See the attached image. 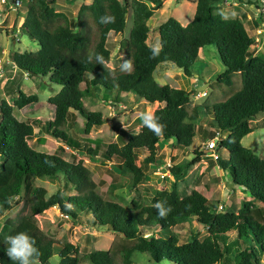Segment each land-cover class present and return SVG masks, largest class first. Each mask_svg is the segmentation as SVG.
<instances>
[{
  "label": "trees",
  "instance_id": "obj_1",
  "mask_svg": "<svg viewBox=\"0 0 264 264\" xmlns=\"http://www.w3.org/2000/svg\"><path fill=\"white\" fill-rule=\"evenodd\" d=\"M146 2H150L152 7ZM258 6L257 0H238ZM55 0H25V12L20 29L38 48L34 51H10L11 64L29 75L47 76L50 83L59 86L56 93L46 100L51 108V119L18 120L12 108L33 106L35 94H26L15 87L6 90L16 92L9 104L0 98V215L8 210L16 198L17 209L0 224V264H18L6 254V237L24 232L36 241L41 252L40 264H47L56 255V264H79L82 259L91 264H132L133 252L141 253L145 260L158 264L163 259L172 264H262L264 253V151L257 156L253 150L243 147L240 139L251 132L249 119L264 112V54L250 48L253 40L247 33L257 24L255 17L226 18L217 12L221 0H194L191 19L184 25L167 17L157 25L161 50L153 55V47L146 42L149 27L147 20L153 9L160 7V0H91L81 4L76 13L77 30L64 12L55 10ZM128 6L131 10V26L123 46V63L120 67L108 66L110 51L106 48L108 33L122 34ZM114 17V22L103 16ZM213 45L222 71L214 76L218 84L230 85L233 74H238L240 87L224 100L203 104L211 117L214 130L223 138L216 150L223 148L226 158L218 154L217 164L228 179L242 187L249 199L240 200L235 211L218 210L203 194L196 190L180 193L175 184L170 190L155 188L147 203L131 198L127 206L105 199L96 190L91 171L80 160H66L60 154L37 151L27 140L33 138L34 127L61 146L88 156L99 157V163L109 162L120 173H128V187L145 180L147 167L160 159L157 143L172 140L176 146L188 147L195 134L194 121L198 118L199 105L188 109L192 90L159 84L152 76L155 67L169 62L183 75H191V65L198 49ZM97 56L103 58L99 62ZM126 60L132 63L131 71L123 70ZM87 73L85 88L79 84ZM102 89L112 104L121 99L118 91H127L149 104L156 103L152 115L163 124L162 135H156L143 124L142 116L135 118L137 130L127 133L118 124L112 126L114 140L103 146L96 140H77L67 132L75 122V113L83 118L81 132L88 134L94 126L103 123L101 114L87 110L83 103L85 89ZM115 95H110L111 92ZM264 125V118L260 120ZM213 130L206 133L208 139ZM37 143L44 142L38 137ZM191 158L183 166L171 165L169 171L177 177L182 168L198 162L202 152L193 149ZM145 153V154H144ZM144 156L135 162L136 158ZM61 180L62 189L47 194L45 188L34 184L37 178ZM71 192H64L65 190ZM158 201H166L172 211L161 217L153 207ZM56 206L61 214L84 219L97 229H105L121 237L124 242L117 249L83 251L66 240H53L42 232L35 215ZM193 220L205 230L199 237L192 231L186 241H180L172 231L177 221ZM235 232L234 251L225 253L224 235Z\"/></svg>",
  "mask_w": 264,
  "mask_h": 264
},
{
  "label": "rangeland",
  "instance_id": "obj_2",
  "mask_svg": "<svg viewBox=\"0 0 264 264\" xmlns=\"http://www.w3.org/2000/svg\"><path fill=\"white\" fill-rule=\"evenodd\" d=\"M25 0H0V98L7 103H11L16 96V92L8 94L6 92L10 87L21 90L26 94H35L37 102L33 106L22 107L20 109L12 108V113L18 120H28L39 118L41 121L51 119V108L46 100L59 89V86L50 83L47 76L29 75L24 71L17 69L15 64H11L8 58L10 51H34L38 48L37 43L30 39L19 27L22 22L25 7ZM91 0H55L53 4L55 10L64 12L74 30L78 29L76 23V13L81 4H87ZM160 7L153 9L152 15L147 20L149 31L146 42L154 47L158 43L157 25L167 17L175 18L180 24L187 23L194 11V0H160ZM130 0H126L129 4ZM146 4L152 7L150 2ZM217 12L223 17H238L239 12H244L246 18L256 14L253 5L246 4L242 7L220 6ZM257 15V14H256ZM250 16V17H249ZM256 26L252 29L245 23L248 35L253 40V44H257L256 50L264 54V15L255 17ZM131 26V10L128 6L125 15V24L122 34L108 33L106 38V48L110 51V60L108 66L120 67L123 63V46L125 38ZM258 30V31H257ZM256 52V51H255ZM222 71V65L219 61L216 49L213 45H206L198 49L197 57L191 65V75L185 76L173 64L163 62L158 64L152 72V76L159 84H166L170 87L182 88L184 90H192L189 96L190 103L188 109L193 105H199L198 118L194 121L195 134L191 144L184 148L176 146L172 140H161L157 143V154L160 159L147 167V176L145 180L137 184L135 189L129 188L130 175L128 173H120L115 169L112 163L101 162L99 157L88 156L82 152L71 151L65 146L53 140L50 136L42 131H37L34 127L33 138L27 140V143L33 149L46 153L56 152L66 160H80L82 164L91 171V179L96 184V190L105 199L117 201L127 206L131 198H138L143 203H147L155 188L170 190L174 183L180 193H188L196 190L203 194L218 210L229 209L235 211L240 200L250 198L248 193L241 187L231 186L228 183L227 175L219 169V167H210L208 165L209 153L204 150V143L208 140L207 132L214 130L211 123V117L203 104H211L213 102L224 100L240 87V78L238 74H233L230 85L218 84L214 80V76ZM89 75L84 73L83 81L79 84L81 89L85 88L84 81ZM195 78V82L192 79ZM207 86L197 91V87L203 83ZM204 91V94L202 92ZM111 92L110 95H115ZM120 97L118 103L112 104L109 96L102 89L89 87L85 89L82 103L87 110L97 111L103 118V123L94 126L88 134H83L81 128L83 126V118L75 113V122L67 129V132L79 141L86 138L96 140L104 147L106 143L114 140V130L112 126L118 124L127 133H133L137 130L135 118L145 113H152L155 103L137 99L133 93L127 91H118ZM264 115L262 112L254 115V118ZM252 130L240 139L243 147L254 151L257 156H262L264 151V125L260 122L255 124L250 122ZM43 137L42 144L37 143V138ZM197 149L202 152L198 162L193 165L182 168L178 172L177 177H173L169 171L171 165L183 166L191 158V150ZM219 151V150H218ZM223 154L226 151L222 149ZM145 154V153H144ZM139 155L135 162L144 156ZM219 154V153H218ZM218 166V164H217ZM211 168V169H210ZM159 171L153 174V171ZM61 180L59 178H37L34 184L46 189L47 194L54 193L58 189H62ZM65 190V189H64ZM232 191H234L232 193ZM65 193L71 192L65 190ZM17 199L13 200L11 207L0 215L1 222L12 215L17 209ZM256 206H264L256 201ZM38 228L50 236L53 240H66L76 245L83 251L94 249H117L124 244L121 237L105 229H97L87 225L82 217L70 218L61 214L56 206H51L41 213L35 215ZM172 231L178 236L180 241H186L192 231H198L199 237L205 235L204 228L196 224L193 220L177 221ZM235 232L229 231L224 235L225 253L230 256L234 251ZM261 263L264 264V253L261 256ZM132 264H153L145 260V256L141 253L133 252ZM166 261V260H162ZM160 261L158 264H161ZM168 262V261H167ZM57 257L52 255L47 264H56ZM79 264H91L89 261L82 259ZM168 264H172L168 262ZM217 264H226L219 262Z\"/></svg>",
  "mask_w": 264,
  "mask_h": 264
},
{
  "label": "clouds",
  "instance_id": "obj_3",
  "mask_svg": "<svg viewBox=\"0 0 264 264\" xmlns=\"http://www.w3.org/2000/svg\"><path fill=\"white\" fill-rule=\"evenodd\" d=\"M114 17L111 16H103L101 17V23H104L105 20L108 22H114ZM161 50L160 43L154 45L152 51L153 55H158ZM99 62L103 63V58L97 56ZM132 63L130 60H126L123 65V70L131 71ZM143 124L148 127V129L154 132L156 135H162L163 128L165 127L163 124L159 123L157 118H155L150 113L142 114ZM166 201H158L153 207L157 210L158 214L163 218L169 212L172 211L171 207H165ZM6 243L8 245L6 249L7 256L12 261H17L18 264H40V256L41 252L39 248H37L36 241L27 235L24 232H20L14 236L6 237ZM161 264H168L167 261H162Z\"/></svg>",
  "mask_w": 264,
  "mask_h": 264
},
{
  "label": "built area",
  "instance_id": "obj_4",
  "mask_svg": "<svg viewBox=\"0 0 264 264\" xmlns=\"http://www.w3.org/2000/svg\"><path fill=\"white\" fill-rule=\"evenodd\" d=\"M258 6L254 7L256 10V14L260 15L261 18L264 15V0H257ZM221 4L225 6H231V7H242L246 6L245 3H239L238 0H221ZM254 14V17L257 15ZM258 31V30H257ZM264 32V30L262 31ZM257 44H251L250 48L256 47ZM254 51H257L256 48H254ZM0 74H1V69H0ZM193 82H195V78L192 79ZM204 94V91L202 92ZM223 138V135L218 132V130H213V135L204 143L203 147L204 150L209 153V157L212 160H217L218 158V153L216 150V145L217 143ZM153 171V174L159 173V171Z\"/></svg>",
  "mask_w": 264,
  "mask_h": 264
},
{
  "label": "crops",
  "instance_id": "obj_5",
  "mask_svg": "<svg viewBox=\"0 0 264 264\" xmlns=\"http://www.w3.org/2000/svg\"><path fill=\"white\" fill-rule=\"evenodd\" d=\"M253 17H254V15H253ZM23 71V70H22ZM203 86H207V83H203L202 84ZM149 104V103H148ZM155 105H156V103H155ZM263 114H264V112H262ZM262 118H264V115H262L261 117H257L256 119L254 118V116L253 117H251L250 119H249V122H251V120L255 123V124H257V123H259L260 122V120L262 119ZM245 136V135H244ZM222 149L223 148H221V149H219V151H218V153H219V155H220V157L221 158H226V156H227V152H226V154L224 155L223 154V152H222ZM225 150V149H224ZM226 151V150H225ZM263 155V154H262ZM261 157V156H260ZM208 165H210V167L212 168V167H214V166H216V167H218L217 166V162H213V161H211V160H209V162H208ZM210 168V169H211ZM228 181V183H232L230 180H227ZM232 186H237V185H234L233 183L231 184V186L230 187H232ZM238 187H240V186H238ZM242 188V187H241ZM234 191H232V193H233ZM246 199H249V198H243L242 200H246ZM256 201L257 200H254L253 201V203L256 205ZM259 202V201H258ZM261 203V202H260ZM262 204V203H261Z\"/></svg>",
  "mask_w": 264,
  "mask_h": 264
},
{
  "label": "water",
  "instance_id": "obj_6",
  "mask_svg": "<svg viewBox=\"0 0 264 264\" xmlns=\"http://www.w3.org/2000/svg\"><path fill=\"white\" fill-rule=\"evenodd\" d=\"M204 87H206V86H203V85L198 86V87H197V91L201 90V89L204 88Z\"/></svg>",
  "mask_w": 264,
  "mask_h": 264
}]
</instances>
